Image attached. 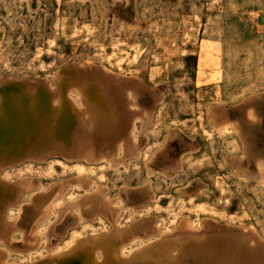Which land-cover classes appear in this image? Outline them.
Here are the masks:
<instances>
[{"label":"rangeland","instance_id":"374dc122","mask_svg":"<svg viewBox=\"0 0 264 264\" xmlns=\"http://www.w3.org/2000/svg\"><path fill=\"white\" fill-rule=\"evenodd\" d=\"M113 49L117 58L137 54L109 63ZM67 67L78 73H61L56 88ZM9 82L53 91L68 82L73 97L104 86L91 128H72L69 138L121 133L125 146L109 164L75 159L74 146L57 141L62 150L0 176L31 184L16 229L0 238V264H60L112 226L135 231L122 255L135 262L150 263L139 253L158 241L224 247L247 238L264 251V0H0V89ZM207 107L236 132L213 130L220 124L206 121ZM99 192L119 208L113 220L72 205ZM56 194L58 214L40 220L41 203ZM182 221L187 228L177 230Z\"/></svg>","mask_w":264,"mask_h":264},{"label":"bare ground","instance_id":"6f19581e","mask_svg":"<svg viewBox=\"0 0 264 264\" xmlns=\"http://www.w3.org/2000/svg\"><path fill=\"white\" fill-rule=\"evenodd\" d=\"M130 49H132V47ZM129 52H123L124 54H120L121 56L117 58L116 56L118 53L113 49L111 52L112 54H108L109 56L107 55L108 57L106 56L105 58H107V61L110 63L113 62L116 57L115 63L122 64L126 59L136 57L135 54L137 53L134 54ZM71 86L72 84L68 82H62L59 84V88L53 91L38 85L13 84L9 82L0 89L3 92L0 96V176L7 173L8 170L16 164H24L29 161H43L44 158H31L35 154L48 150L55 151V148L62 150L58 146L57 141L74 146L75 152L73 157H75V159L81 157H84L85 160L92 161L100 159L109 164H115L119 161V156L125 146V142L121 141L123 138V134L121 133L111 140H97L92 137V134L85 135L83 133L77 135L80 136V138L83 137L81 139L78 137L69 138L68 133L72 128H77L79 125H83L84 127L90 125L91 118L89 112L95 108L100 97L103 99L102 96H107L106 88L97 85L91 88H84L81 86L82 90H84L82 96L79 94V96L76 95L73 97L72 93L75 90H72ZM101 92L105 93L102 94ZM129 100L132 102L133 98L130 96ZM128 102V100H125L127 105H129ZM100 107L101 106L98 105L95 109L97 110ZM96 118L97 116L95 115L94 119ZM206 121L220 124L217 129H213L219 135L236 132L233 125L226 122L224 114H218L217 110L213 107H207ZM89 128L91 127L89 126ZM134 130L135 124L131 125L128 130L129 141L133 140L132 136ZM105 156H107L106 159L104 158ZM77 166L79 170L83 169V165ZM22 180L13 182L9 185L0 177V238H3L5 235H10L13 229H16V218L20 214L19 210L21 204L25 199V195L29 193L31 189L30 182ZM99 194L100 192L96 195L91 194L87 197L84 195L85 197H83L84 199H82V202L80 200V203L74 204L73 202V204H67L77 206L75 208L78 209L80 208L79 206L86 204L91 213H102L113 220L118 214L119 208H113L109 201H104L102 198L103 194ZM49 196H51V194ZM58 196L60 195L56 194L55 198L43 209L42 206L45 205V202L43 201L41 203V205H43L40 210H37V213H40V220L41 218L47 217L50 212L55 213L57 210L56 207L61 201ZM67 204L65 206H67ZM36 208L38 209V207ZM56 212L58 214V210ZM79 213L81 212L79 211ZM76 216H79L78 213H76ZM196 220L197 212L195 213V220L192 218L189 220V226L195 224ZM171 221L173 222L172 219ZM157 224L161 225L159 221ZM177 227V230L186 229V221H182ZM72 234L77 235V232H73ZM135 234V231L132 229L121 230L120 228L112 226V231L110 233H104L85 240L82 239L83 242L78 246L76 252L59 263L179 264L180 260H183V262L189 261L188 264H233L234 262L235 264H257V261H262L264 258L262 247L258 246L254 248L252 243L251 246L248 241V243L246 242V240H250L246 238V240L228 243L224 247L220 246V244L211 242L193 244L186 247L174 241H158L154 243V245L150 244L139 253L138 259H143L146 258L143 256H148L152 259V261H149L150 263L135 262L134 259H125L122 256L123 253L131 247L132 243L135 242ZM145 240L148 241L149 239ZM1 253L3 254V252H0V254ZM187 253L192 254V256L187 258L189 260L183 259L186 258L185 256Z\"/></svg>","mask_w":264,"mask_h":264},{"label":"water","instance_id":"95a60500","mask_svg":"<svg viewBox=\"0 0 264 264\" xmlns=\"http://www.w3.org/2000/svg\"><path fill=\"white\" fill-rule=\"evenodd\" d=\"M69 71V70H71V71H75V69L74 68H72V67H67V68H62L60 71H59V73H58V78H57V81H56V88H57V83H58V79L60 78V75H61V73H64V71ZM91 70H96L95 68H91ZM75 72H77V71H75ZM78 73V72H77ZM80 73V72H79ZM88 75L90 74V75H97V77H99L98 76V74L95 72V71H92V73H87ZM94 76V77H95ZM99 79H100V77H99ZM102 80V79H101ZM103 82H105L104 80H102ZM105 84L107 85V88H109L108 89V92H111L112 90L111 89H113L112 87H111V85L110 84H107L106 82H105ZM44 86V85H43ZM115 94V93H114ZM117 102H119V99H118V97H117V95H116V103ZM128 116V115H127ZM132 116L133 115H129V118L127 119V121L129 122V121H131L132 120ZM225 237V236H224ZM226 239H227V237H225ZM246 239V238H245Z\"/></svg>","mask_w":264,"mask_h":264}]
</instances>
